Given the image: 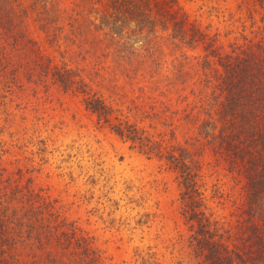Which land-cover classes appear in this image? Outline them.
Instances as JSON below:
<instances>
[{"label":"rangeland","instance_id":"1","mask_svg":"<svg viewBox=\"0 0 264 264\" xmlns=\"http://www.w3.org/2000/svg\"><path fill=\"white\" fill-rule=\"evenodd\" d=\"M6 1L0 176L40 196L31 205L18 196L8 212L28 219L43 198L90 238L99 264H205L182 215L176 172L99 126L84 102L95 94L164 147L191 153L206 214L229 249L248 254L244 175L200 126L207 112L217 118L220 58L264 44V4L176 0L187 22L181 40L172 36L162 0H146L141 15L116 23L111 0ZM194 29L201 39L187 43ZM47 67L70 70L76 83L62 88ZM35 226L39 242L28 237L9 252L12 264H76Z\"/></svg>","mask_w":264,"mask_h":264},{"label":"trees","instance_id":"2","mask_svg":"<svg viewBox=\"0 0 264 264\" xmlns=\"http://www.w3.org/2000/svg\"><path fill=\"white\" fill-rule=\"evenodd\" d=\"M145 1L111 0L113 11L109 15L112 23L123 21V16L135 17ZM259 1L264 4V0ZM161 4L162 14L171 23L172 36L183 40L187 36L183 25L187 22L176 0H162ZM6 5V0H0V19L5 18V23L9 20ZM194 31L195 34L188 35L187 43L201 39L202 34ZM220 66L222 73L217 86L222 101L216 119L210 112L206 113L209 119L200 126V134L216 141L221 152L227 154L229 164L239 168L244 175L248 254L229 249L221 240L217 223L206 214L205 198L199 183V163L186 148L164 147L135 124L118 118L117 111L95 94L85 97L84 102L95 114L99 126L109 128L147 154L162 157L176 172L181 186L182 215L195 228L194 243L205 264H264V44L242 50L236 55L226 54L223 59L220 58ZM51 69L43 68L46 73L51 71V76L62 88L68 89L76 83L70 70ZM18 196L30 205L33 198L40 199L29 187L23 192L18 184L0 176V264H12L13 261L8 260L9 252L25 245V239L33 237L39 242V236L33 233L35 223L45 229L43 233L47 241L51 240L62 250L76 256V264H99L100 253L93 247L90 238L83 235L73 222L58 219L59 214L43 198L36 208L31 207L28 219L23 214L18 216L15 210L8 212L9 204ZM46 218L50 224L44 225ZM24 231H27L25 235Z\"/></svg>","mask_w":264,"mask_h":264}]
</instances>
